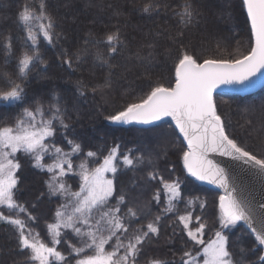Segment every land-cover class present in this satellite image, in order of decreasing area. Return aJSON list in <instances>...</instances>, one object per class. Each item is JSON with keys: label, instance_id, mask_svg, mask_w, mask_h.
<instances>
[{"label": "trees", "instance_id": "obj_1", "mask_svg": "<svg viewBox=\"0 0 264 264\" xmlns=\"http://www.w3.org/2000/svg\"><path fill=\"white\" fill-rule=\"evenodd\" d=\"M185 4H191L193 10L187 24L178 15ZM25 6L36 17L28 25L19 20ZM146 6L148 12L144 11ZM49 22L51 44L40 32V25ZM29 29L37 36L35 46L28 39ZM109 35L118 37L111 45L107 42ZM252 46L242 0H0V92L10 90L4 82L5 74L26 92L22 105H0V129L14 127L21 119L27 122L24 109L34 111L39 107L43 116L37 114L36 122L51 121L54 128V135L45 143L61 148L72 162L73 171L60 178L68 191L80 187L82 162L89 170L94 169L111 149L117 148V171L110 175L115 192L108 206H116L117 197L125 196L127 203L120 205L122 214L128 207L138 212V219L129 218L130 233L141 228L147 231V224L160 217L156 222L159 232L149 234L137 264H151L155 259L180 264L185 251L198 255L201 245L187 237L178 216L191 211V229L199 226L195 217L200 216L207 225L201 238L208 241L221 230L218 210L222 194L186 173L182 159L186 146L170 120L139 127L118 126L105 118L127 103L145 98L157 85L172 87L175 67L184 54L201 63L205 59L234 60L247 55ZM111 47L117 49L116 53H111ZM34 52L40 58L26 77L19 78V60L25 53ZM65 60L72 61L71 67ZM213 99L229 138L264 158V88L247 97L215 95ZM75 144L80 145V151H73ZM89 151L96 156L88 157ZM125 155L140 159L128 166L123 162ZM14 159L20 164L15 172L18 183L14 199L27 211L4 206L0 211L23 220L26 230L38 233L40 240L52 246L48 226L65 198L50 192L51 174L37 168L30 154L21 151ZM161 177L169 183H180L181 197L171 205ZM157 193L159 201L154 199ZM169 207L172 211L166 212ZM29 215L35 219L30 220ZM60 232V243L54 246L65 260L51 259V264H77L78 259L92 253L84 249L77 255L74 249L81 248V240L69 229L61 228ZM223 232L239 264H260L264 249L243 224ZM18 234L15 225L0 220V264H37L29 259L27 250L21 252ZM115 243V238L110 240L105 251L111 252Z\"/></svg>", "mask_w": 264, "mask_h": 264}, {"label": "snow or ice", "instance_id": "obj_2", "mask_svg": "<svg viewBox=\"0 0 264 264\" xmlns=\"http://www.w3.org/2000/svg\"><path fill=\"white\" fill-rule=\"evenodd\" d=\"M243 6L247 10L255 41L247 55L234 60L205 59L201 63L192 55L184 54L175 67L174 87L157 85L145 98L139 99L138 102H129L122 110L105 118L117 124L133 122L152 124L165 117H171L184 140L187 141L188 150L183 153L182 159L188 173L197 180L207 181L224 189L225 194L219 197L221 230L215 233L216 239L206 245L201 237L207 225L201 221V217H195L199 226L192 230L189 227L193 220L192 212L178 216L187 236L196 244L204 245L202 264H239L229 250L228 237L223 230L230 229L240 222L251 230L258 245L264 246V203H260L258 207L252 206L246 197L239 195L238 186L225 168L208 158L209 153H218L233 160L243 161L244 164L252 165L260 173H264V158H258L245 150L226 134L213 99V92L221 85L250 84L257 73L264 72V0H243ZM40 7L43 8L44 5L41 4ZM149 10V6L144 8L145 12ZM178 15L182 23H190L193 16L192 5L185 4L184 10ZM35 18L27 6L19 13V20L25 25ZM51 28V22L40 25V32L49 44L53 39L49 31ZM28 39L34 46L37 44V36L31 29ZM116 39L117 36L109 35L107 42L111 45ZM110 51L114 54L117 49L111 47ZM39 58L38 52H34L33 55L25 53L18 63L19 78L26 77ZM64 63L71 67L72 61L65 60ZM4 82L9 85L10 90L0 92V105L4 107L22 105L26 101L24 87L7 78V74ZM80 94L83 95V91ZM56 111L59 112V109ZM24 114L29 118L27 122L21 119L14 127L6 126L0 129V206L9 210L18 209L21 213L27 210L14 199V189L18 183L15 172L20 168V164L14 159L16 153L23 151L30 154L35 160V166L41 168L45 167L42 164L44 156L50 151L55 153L56 159L53 164L47 166V170L54 173V180L49 181L48 185L52 194L68 192L66 185L55 177L66 174L73 167L70 160L60 159L62 156H67L61 148L45 143L46 138L54 135V128L51 121L41 119L39 123L36 122L37 114L43 116L41 109L38 107L31 111L25 108ZM64 127L67 128V125ZM68 143L73 142L68 141ZM73 151H80V145L75 144ZM116 155L117 148L111 149L109 155L103 159V163L91 170L84 162L80 164L83 183L80 192L71 193L75 198L72 213L66 216L65 213L57 211L58 222L48 226L53 234V245L60 243V229L64 228L71 229L81 239L83 247L74 249L77 255H80L84 249L94 250V255H85L77 260V264H137V257L149 234L159 232L156 222L160 217L147 224V231L141 228L129 232L131 227L129 218L138 219V212L128 207L127 212L122 214L120 205L127 203L123 194L117 197L116 206H108V201L115 192V186L113 180L107 179L105 174L117 171L114 163ZM87 156L95 157L96 153L89 151ZM134 159L140 158L125 155L123 162L132 166ZM150 177L156 179L155 174L150 173ZM160 179L171 205L181 197L180 183L178 180L169 183L162 177ZM154 199L159 201V193ZM193 203L194 201H189V204ZM200 207L203 208L204 204H200ZM165 211L170 212L172 208L169 207ZM95 213L99 215H94ZM28 218L35 219L30 215ZM0 220L16 226L19 233V248L21 252L27 250L30 253L31 261L37 264H51L50 258L65 260L55 246H48L39 239L38 233L33 235L31 230H26L27 226L23 220L4 216L2 211H0ZM113 238L116 241L115 247L111 252H106L105 245ZM121 249H123L122 253ZM240 251L243 254L245 250L242 248ZM259 260L260 264H264V255L260 256ZM151 264H168V262L155 259ZM180 264H200V261L191 251H185Z\"/></svg>", "mask_w": 264, "mask_h": 264}, {"label": "water", "instance_id": "obj_3", "mask_svg": "<svg viewBox=\"0 0 264 264\" xmlns=\"http://www.w3.org/2000/svg\"><path fill=\"white\" fill-rule=\"evenodd\" d=\"M245 12L247 16L246 8H245ZM248 22L250 26V21L248 20ZM252 39H253V46H254L255 41H254L253 36H252ZM174 85H175V82L172 87H174ZM263 88H264V72H261V73H257V75L252 78V82L250 84L221 85L213 92V97L215 95H233V96H239V97H247L249 95H252L260 91ZM164 119H168L171 121L177 133L179 134L180 138L182 139L184 145L186 146V151H187L188 150L187 141L184 140L183 135L179 132V129L176 127L175 121L171 117H165L162 120ZM160 121H157L152 124H139V123H134V122L128 123V124H117V123L115 124L118 126L134 125V126H139V127H147V126L154 125ZM208 158L211 159L214 163L219 164L220 167L225 168V170L233 178L236 185L238 186L239 195L242 197H246L247 200L251 202L252 206L258 207L260 203H264V173H260V171L257 168H254L252 165L244 164L243 161L233 160L231 157L221 156L218 153H209ZM183 166H184V163H183ZM184 169L186 173L189 174L185 167ZM193 178L196 179L195 177ZM197 181L219 191L222 195L225 194L224 189L220 188L216 184H211L207 181H200V180H197ZM240 223L243 224L251 232V230L247 227V225H245L243 222H240ZM262 247L264 249V246Z\"/></svg>", "mask_w": 264, "mask_h": 264}, {"label": "rangeland", "instance_id": "obj_4", "mask_svg": "<svg viewBox=\"0 0 264 264\" xmlns=\"http://www.w3.org/2000/svg\"><path fill=\"white\" fill-rule=\"evenodd\" d=\"M220 27V26H219ZM211 33H212V30H211ZM210 33V34H211ZM108 121V120H107ZM108 122H110V121H108ZM110 123H112V124H115V123H113V122H110ZM32 158H33V156H31ZM66 157H60V159H65ZM54 159H56V156H55V153L54 152H49L47 155H45L44 156V159H43V161H42V164L43 165H45V167H43V168H41V167H37V168H39V169H41V170H45V171H48L47 170V166L48 165H52L53 164V161H54ZM67 159V158H66ZM33 162H34V165H35V160H34V158H33ZM103 163V162H102ZM101 163V164H102ZM65 167H67L66 165H65ZM99 167V166H98ZM73 171V167H72V170L71 171H67L66 173H70V172H72ZM49 172V171H48ZM50 174H51V176H50V181H53L54 180V173L53 172H49ZM79 173H80V175H81V168H79ZM112 174V172H108V173H106L105 174V176H106V178L107 179H111L110 178V175ZM65 175V174H64ZM63 176V175H62ZM62 176H57V177H55L56 179H58L60 182H61V180H60V178L62 177ZM82 183H83V181H82V177H81V184H80V187H79V189L77 190V191H68L66 194H63V196H64V198H65V200H64V202H63V206L59 209V211L60 212H63V213H65V215L67 216V215H70L71 213H72V211H73V204H74V202H75V198L73 197V196H71V193H76V192H80V190H81V185H82ZM219 211V217H220V209L218 210ZM94 215H97L96 213L94 214ZM98 216V215H97ZM58 220H59V218L57 217V215H56V217H55V220H53V222L50 224V225H54V224H56L57 222H58ZM183 225V224H182ZM69 230H71V229H69ZM84 230H86V229H84ZM192 230H195V229H192ZM72 231V230H71ZM73 232V231H72ZM185 232H186V230H185ZM49 233H50V235H51V242H52V240H53V234H52V231L49 229ZM74 233V232H73ZM75 234V233H74ZM76 235V234H75ZM105 235H107V233H105ZM186 235H187V232H186ZM188 237V236H187ZM79 239H80V237H78ZM189 238V237H188ZM214 239H216V236H214L212 239H209L208 241H205V245L207 244V243H209V242H211L212 240H214ZM81 240V239H80ZM194 242V241H193ZM200 245V244H199ZM52 246H54V245H52ZM83 247V245H82V242H81V248ZM203 247H204V245H201V250H199L200 252L198 253V255H194V256H197V260L198 261H200V264H202V258H203V252H202V250H203ZM87 250H89V249H87ZM89 251H92V253L90 254V255H94L95 254V252H94V250L93 249H91V250H89ZM51 259H54V258H50V260Z\"/></svg>", "mask_w": 264, "mask_h": 264}]
</instances>
